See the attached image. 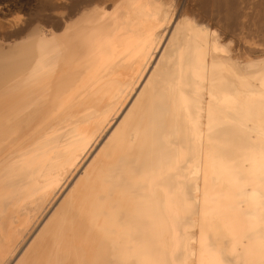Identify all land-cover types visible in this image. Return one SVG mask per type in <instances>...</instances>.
<instances>
[{
    "label": "bare ground",
    "instance_id": "1",
    "mask_svg": "<svg viewBox=\"0 0 264 264\" xmlns=\"http://www.w3.org/2000/svg\"><path fill=\"white\" fill-rule=\"evenodd\" d=\"M0 264H264V0H0Z\"/></svg>",
    "mask_w": 264,
    "mask_h": 264
}]
</instances>
